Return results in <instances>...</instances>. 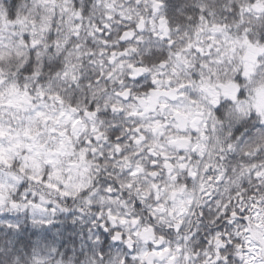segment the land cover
<instances>
[{"label": "clouds", "instance_id": "1", "mask_svg": "<svg viewBox=\"0 0 264 264\" xmlns=\"http://www.w3.org/2000/svg\"><path fill=\"white\" fill-rule=\"evenodd\" d=\"M0 264H264V0H0Z\"/></svg>", "mask_w": 264, "mask_h": 264}]
</instances>
